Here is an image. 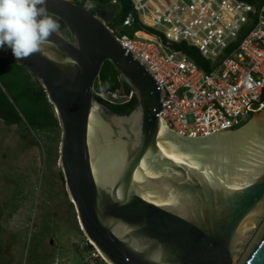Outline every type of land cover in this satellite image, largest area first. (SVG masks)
I'll return each mask as SVG.
<instances>
[{
  "label": "water",
  "instance_id": "water-1",
  "mask_svg": "<svg viewBox=\"0 0 264 264\" xmlns=\"http://www.w3.org/2000/svg\"><path fill=\"white\" fill-rule=\"evenodd\" d=\"M47 0L60 27L21 63L62 130L59 166L81 228L107 264H264V110L237 129L179 135L166 92L109 27L120 7ZM111 62L137 99L129 115L95 97Z\"/></svg>",
  "mask_w": 264,
  "mask_h": 264
},
{
  "label": "built area",
  "instance_id": "built-area-1",
  "mask_svg": "<svg viewBox=\"0 0 264 264\" xmlns=\"http://www.w3.org/2000/svg\"><path fill=\"white\" fill-rule=\"evenodd\" d=\"M132 2L134 12L123 27L131 28L139 20L159 33L141 29L118 34L109 27L123 46L149 63L163 86L165 109L160 117L168 129L204 137L226 127L235 129L264 110V1L258 5L246 0ZM141 32L152 38L138 35ZM179 43L197 49L202 64L174 47ZM99 96L110 103H127L135 93L120 88L101 91ZM94 257L102 255L97 251Z\"/></svg>",
  "mask_w": 264,
  "mask_h": 264
},
{
  "label": "rangeland",
  "instance_id": "rangeland-1",
  "mask_svg": "<svg viewBox=\"0 0 264 264\" xmlns=\"http://www.w3.org/2000/svg\"><path fill=\"white\" fill-rule=\"evenodd\" d=\"M123 14L122 6L111 25ZM61 136L60 126L50 141L49 132L0 119V264H107L94 257L99 250L85 236L60 173Z\"/></svg>",
  "mask_w": 264,
  "mask_h": 264
},
{
  "label": "trees",
  "instance_id": "trees-1",
  "mask_svg": "<svg viewBox=\"0 0 264 264\" xmlns=\"http://www.w3.org/2000/svg\"><path fill=\"white\" fill-rule=\"evenodd\" d=\"M78 1V0H74ZM254 5L264 0H246ZM95 4L117 5L124 7V14L115 26L108 24L114 30V27H121L118 34L133 32L145 29L155 33L153 28L144 26L139 20L131 28L123 27L125 18L134 12L132 0H83L81 5L91 7ZM245 35H242V39ZM175 48L182 49L191 55L199 65L202 64V57L199 51L189 47L186 43L174 45ZM123 88L126 93H130L132 88L125 82L118 69L111 63L105 62L95 85V97L104 103L112 112L119 115H129L137 105L136 96L127 103H110L99 96L101 91H116ZM0 119L7 126H18L21 130L28 132H49L50 141L57 138V129L60 126L54 107L48 99L47 92L43 86L36 80L29 70L21 63L0 58ZM251 119V116L235 129L243 126ZM43 141L40 138H33L32 146H38ZM62 178L63 174L60 171ZM13 258L11 261L13 262ZM104 261V260H102Z\"/></svg>",
  "mask_w": 264,
  "mask_h": 264
},
{
  "label": "clouds",
  "instance_id": "clouds-1",
  "mask_svg": "<svg viewBox=\"0 0 264 264\" xmlns=\"http://www.w3.org/2000/svg\"><path fill=\"white\" fill-rule=\"evenodd\" d=\"M47 0H0V51L15 60L41 51L60 24L49 13Z\"/></svg>",
  "mask_w": 264,
  "mask_h": 264
},
{
  "label": "bare ground",
  "instance_id": "bare-ground-1",
  "mask_svg": "<svg viewBox=\"0 0 264 264\" xmlns=\"http://www.w3.org/2000/svg\"><path fill=\"white\" fill-rule=\"evenodd\" d=\"M146 21L149 22V23H153L152 20L149 19V18H146ZM138 35L144 36L145 38H148V39L152 38L151 36H149V35H147V34H145L143 32L139 33Z\"/></svg>",
  "mask_w": 264,
  "mask_h": 264
}]
</instances>
